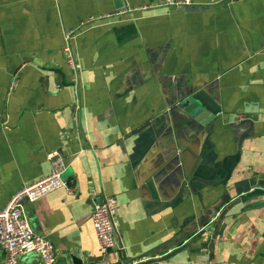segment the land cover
Masks as SVG:
<instances>
[{
  "label": "crops",
  "instance_id": "1",
  "mask_svg": "<svg viewBox=\"0 0 264 264\" xmlns=\"http://www.w3.org/2000/svg\"><path fill=\"white\" fill-rule=\"evenodd\" d=\"M168 1L0 0V209L64 158L73 191L22 202L54 264H264V0Z\"/></svg>",
  "mask_w": 264,
  "mask_h": 264
},
{
  "label": "built area",
  "instance_id": "2",
  "mask_svg": "<svg viewBox=\"0 0 264 264\" xmlns=\"http://www.w3.org/2000/svg\"><path fill=\"white\" fill-rule=\"evenodd\" d=\"M190 0H170L167 5L190 4ZM76 32L69 31L64 35L62 55L70 70L75 73L74 87L79 88L78 58L73 49L72 40ZM51 172L45 178L24 186L16 192L6 206L0 209V248L4 258L0 264H20L23 255L37 253L44 264H54L56 252L50 239L35 232L30 226L23 210L22 202H35L56 190L73 191L74 179H66L67 171L64 158L58 152L48 155ZM118 201L115 197L103 195L100 200H93L91 221L96 233L99 247L104 252L113 250L117 246L115 217Z\"/></svg>",
  "mask_w": 264,
  "mask_h": 264
},
{
  "label": "water",
  "instance_id": "3",
  "mask_svg": "<svg viewBox=\"0 0 264 264\" xmlns=\"http://www.w3.org/2000/svg\"><path fill=\"white\" fill-rule=\"evenodd\" d=\"M190 99L193 102V106H191V108H195V109L202 108V109H205L211 113L219 111V109L214 107V104L212 102V98L211 97L209 98V96L206 95V93L202 90L191 95ZM183 106L185 107L186 105H183ZM110 251H112V250H109L108 252H110ZM76 262H77L76 264H81V262L79 260H77ZM118 264H121V262H119Z\"/></svg>",
  "mask_w": 264,
  "mask_h": 264
}]
</instances>
